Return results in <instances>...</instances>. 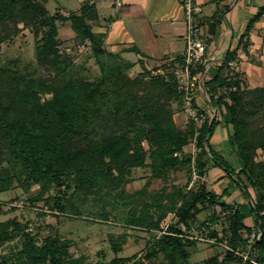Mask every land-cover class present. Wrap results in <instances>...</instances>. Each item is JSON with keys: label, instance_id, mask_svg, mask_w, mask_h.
<instances>
[{"label": "trees", "instance_id": "obj_1", "mask_svg": "<svg viewBox=\"0 0 264 264\" xmlns=\"http://www.w3.org/2000/svg\"><path fill=\"white\" fill-rule=\"evenodd\" d=\"M50 1L0 0V45L21 29H31L38 38L36 61L41 70L40 74H29L16 64L0 67V192L14 182L26 192L39 187L41 196L55 188V195L48 197L46 204L62 213L67 205L76 209L67 197L71 191L81 201L116 193L121 204L131 205L128 224L149 231L162 232L161 224L172 213L174 221L148 246V258L160 256L166 264H194L190 249L201 242L194 237L197 231L201 237L217 240L211 245L225 243L228 247L223 260L212 257L206 264H252L240 254L246 251L252 233L245 221L254 216L261 238L255 243L253 258L264 264V161L256 160L257 151H264V87H248L246 73L230 68L238 61L236 52L226 54L224 65L204 86L213 106L224 112L222 122L232 130L229 144L240 161L236 182L249 200L242 206L223 201L226 191L217 195L205 181L213 165L231 175L210 142L221 122L209 118L198 130L192 119L186 127L175 121V106L176 110L184 109L185 100L176 75L183 66L182 57L162 65L163 72L158 74L147 70L140 60L147 71L132 78L126 72L135 65L126 63L120 53L109 51L104 34L94 32L93 23L99 20L95 5L87 4L68 16L60 11L51 15L47 7ZM263 16L264 6L247 24L240 41L243 51L248 50L250 34ZM59 24H68L76 41L90 47L100 78L73 75L66 79L74 59L61 49ZM202 71L200 66L196 73ZM253 123L258 125L253 128ZM197 133L200 180L188 189L192 181L190 146ZM135 169H150L154 180H167L172 172L187 169L189 181L185 190L174 186L173 192H168L163 188L144 202L146 187L134 194L126 191ZM207 209L213 212L198 226V216ZM221 222L225 225L223 235L215 228ZM16 239L21 240V248L12 255L0 253V264L138 262L115 258L109 263H89L86 257L72 254L70 240L56 235L38 244L27 226L16 220L0 222V247ZM114 248L122 251L117 244Z\"/></svg>", "mask_w": 264, "mask_h": 264}, {"label": "rangeland", "instance_id": "obj_2", "mask_svg": "<svg viewBox=\"0 0 264 264\" xmlns=\"http://www.w3.org/2000/svg\"><path fill=\"white\" fill-rule=\"evenodd\" d=\"M82 2V0H53L47 7L50 14L54 15L57 7H62L69 12L76 11ZM126 9V7L121 8L122 12L117 16L110 1H106L104 9H101L103 17L109 18L110 16H114L116 18L115 30L118 33V45L126 47L135 46L143 53L141 55H151L153 57L164 52L166 49L170 50L169 47L174 41L173 38L167 37L162 31L158 30L159 25H152L154 27L153 31L149 27L152 22H160L158 16L154 14L151 17L144 15H137V17H131L130 15L127 17ZM65 25L59 24L60 38L63 41L61 49L74 59V66L66 79L73 75H83L91 80L100 78L101 70L92 50L89 46L77 42L74 32ZM160 25L162 27V23ZM20 27L22 28L23 26L20 25ZM156 33L158 34L157 37H155ZM37 41L38 38L33 31L27 28H23L16 35L11 36L10 39L0 45V67L6 68L11 64H16L23 72L40 74L41 70L37 66L36 61ZM141 55H138L136 52H130L125 57L121 53L123 60L130 64L132 61L138 63L142 57ZM140 63V67H132L126 73L132 78L147 70L153 74H158L163 72L161 67L166 64L154 66L153 60L150 59L149 69L146 70L143 66L144 62ZM232 63L233 65H230V68L234 72H237L234 67L235 62ZM252 63H255V61L252 60ZM262 77L264 79V74ZM244 80L247 82V86L251 87L247 78L244 77ZM175 111L176 123L180 127H186L190 118L185 109L176 110L175 106ZM253 122L258 121L253 120ZM252 125L255 128L258 123H253ZM218 155L231 173L229 175L221 167L228 178L231 179L228 183L232 181L236 182L238 177L235 171L240 168L237 153H233L231 147L226 144L223 152ZM256 160L258 162L264 161V151H257ZM150 175V169L133 170L130 176L131 181L126 186L127 193L134 194L146 187V194L142 200L149 202L150 197L160 192L163 188H167L168 192H173L174 189L172 187L174 186L180 190H185L186 184L189 181L187 169L172 172L167 180H154ZM234 191L237 190L234 188ZM238 191L240 192V189ZM40 192L39 187H33L29 192H26L18 187L16 182H14L10 189L0 192V204L4 211V214L0 216V222L16 220L20 224L27 226L29 231L37 238L38 244H41L44 239L56 235L62 239L70 240L72 243V254L76 257H86L89 263H109L115 258H133V261L138 260L137 264H166L160 256L156 259H149L148 246L154 241L155 236L161 237L171 221H174L172 213L161 224V228H163L162 232L159 230L149 231L145 227L128 224V218L132 213L131 205L121 204L120 200L115 196L116 193L98 194L81 201L78 196L74 197L71 191L67 194V197L69 199L72 198L71 200L75 202L76 209H70L69 205H67V211L62 213L56 210L53 205L47 206L46 204V199L55 195V188L49 189L44 196H41ZM250 192L253 193V190L250 189ZM34 197L37 200H32ZM242 198L239 197L238 200L240 201ZM136 212V215H139V210ZM212 212L213 210L210 209L203 211L197 218L198 226ZM215 228L219 234L223 235L224 223L222 224L221 222ZM194 237L200 238L201 235L197 231L194 233ZM116 244L121 247L122 251L117 252L115 250L114 246ZM225 246V243L211 245L210 243L200 242L196 247L190 249L192 252L191 262L194 264H206V261L212 257H217L221 261L224 259L227 251ZM20 248L21 240L16 239L0 247V253L12 255Z\"/></svg>", "mask_w": 264, "mask_h": 264}, {"label": "crops", "instance_id": "obj_3", "mask_svg": "<svg viewBox=\"0 0 264 264\" xmlns=\"http://www.w3.org/2000/svg\"><path fill=\"white\" fill-rule=\"evenodd\" d=\"M82 1L81 6L76 11L70 12H79L87 4L95 5L98 10L99 20L93 23L94 32L104 34L105 46L109 51L118 54L122 53L123 56L128 55L130 52H136L138 55L143 54L135 46L126 47L118 45L119 38L117 37V30H115L116 18L114 16L108 18L101 15V9H104L106 1H110L111 6L114 8L112 0ZM263 6L264 0H203L204 11L199 18V25L201 26L203 34L209 40L207 62L204 64L202 71L204 84L211 81L217 74L219 68L224 65L226 54L228 52H236L238 61L234 63L235 70L246 73V78L251 87H264V79L262 77L264 74V16L250 34L251 44L246 52L243 51L242 45L240 44L241 37L245 33L248 22ZM124 7L127 8V17L130 15L131 17H137V15L151 17L155 14V16L159 17L160 22L150 23V29L153 31L154 27L152 25H159L157 29L162 31L167 37H172L174 40L169 47L170 50L166 49L154 57L151 55H141L140 60L144 61L148 66L151 59L154 62V66H160L181 57L183 59L186 23L184 9L181 4L171 0H124L122 9ZM56 11H60L64 16H68L70 13L62 7H57ZM121 12L122 10L120 9L118 13L115 11L117 16ZM161 23L162 27L160 25ZM65 26L72 30L67 24ZM160 31L159 33H161ZM157 36L158 34L156 33L155 37ZM252 60L255 63H252ZM132 63L135 65L134 67H140L139 62L132 61ZM194 95L197 103L203 107L205 114L209 117L212 110L204 104V95L198 90L194 92ZM223 115L224 112L219 110L215 119L221 123L215 128L210 140L214 152L218 154L223 152L226 144L230 147L229 137L232 133L231 127L222 122ZM239 170L240 168L236 172ZM205 181L209 185L210 190L217 195H222L226 191L227 196L222 198L226 203L241 206L248 203L237 183L235 181L228 183L231 179L228 178L221 167L211 166L205 177ZM234 188L237 191H234ZM239 197L243 198L239 201ZM255 222L254 216L249 217L245 221L246 225L250 228L256 225Z\"/></svg>", "mask_w": 264, "mask_h": 264}, {"label": "built area", "instance_id": "obj_4", "mask_svg": "<svg viewBox=\"0 0 264 264\" xmlns=\"http://www.w3.org/2000/svg\"><path fill=\"white\" fill-rule=\"evenodd\" d=\"M182 5L184 9V19L186 23L185 32V50L183 55V66L176 70L179 83L185 90L184 109L188 117L192 119L199 130L207 119H214L217 117L218 110L211 102L209 95H207L202 73H196L198 67H204L207 62V50L209 45L208 38L203 34L201 26L199 25V18L203 14V0H171ZM114 9L118 13L119 9L123 7L124 0H112ZM231 65H233L231 63ZM200 91L204 95V104L211 108L212 112L209 117L205 114V110L201 107L194 95L195 91ZM203 111V113H202ZM198 135L197 133L193 143L190 146V153L192 156V181L189 183L188 189L200 180L197 173L196 158L199 153L198 149ZM252 233L248 237L246 251L240 254L244 261L250 260L252 264H258L253 258V250L256 241L260 240L261 232L256 226L251 227ZM199 241L205 243L216 244V239H209L207 237L198 238ZM228 250V247L225 246ZM239 254V253H237Z\"/></svg>", "mask_w": 264, "mask_h": 264}]
</instances>
